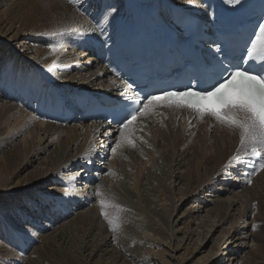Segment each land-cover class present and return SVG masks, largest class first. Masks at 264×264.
<instances>
[{
    "label": "bare ground",
    "instance_id": "bare-ground-1",
    "mask_svg": "<svg viewBox=\"0 0 264 264\" xmlns=\"http://www.w3.org/2000/svg\"><path fill=\"white\" fill-rule=\"evenodd\" d=\"M173 1L195 14L201 10L195 0L192 4L186 0ZM99 2L79 0L81 7H78L69 0H0V9L3 7L0 11V155L2 163L10 170L9 178L7 173H0V199H6L3 200L5 204H0V264H10V259L16 264L23 261L12 248L22 250L27 247L17 239L25 234L32 240L37 239L39 245L32 249L24 264H80L76 258L78 254H62L60 251L59 241L69 233L72 236L80 234L82 244L75 246L72 243L70 248L76 247L80 251L82 264H125L119 254L127 243L136 249L130 252L132 257L168 264L163 254L155 251L153 255L152 248H148L155 243L157 234L164 242L169 241V245L173 243L172 252L179 253L177 257L172 256L173 264H213L215 259L221 264H233L238 254L240 264H257L255 254L264 253V226L253 231L250 226L253 221L248 220L251 218V204L256 201L258 211L253 215V223L264 221V171L257 176L259 195H254L251 187L242 190L240 195L233 193L225 197L237 185L235 177L244 174L232 171L224 175V169H219L236 153L238 134L230 133L210 118L198 123L201 120L195 114L183 109L160 108L142 118L140 127H135L137 135L150 129L151 123L164 124L163 132L174 134L165 139L168 153L162 158L165 166L161 171L165 170L168 181L146 174L145 183L140 181L138 195H143L147 217L137 221L129 216L124 206L116 204L119 207L113 211L121 218L120 227L116 233L109 230L110 234H104L101 226H97L99 218L96 216H101L95 212L97 208L99 210L96 202L99 198L93 195L96 186L108 198L118 193L119 196L136 195L127 187L131 179L122 148L115 155L110 151L118 137L117 128L80 121L74 125L43 123L27 111V103L33 96L57 94L62 101L70 102V93L74 90L116 97L118 89L126 91L121 82L110 77L94 60L89 48V40L98 36L100 25L97 27L87 19V10ZM106 2L119 6L118 0ZM89 28L95 31H88ZM53 31L63 35L52 36ZM50 41L62 44L63 49L58 53L51 52ZM13 84L18 86L7 92V86ZM18 93L24 104L19 101ZM11 118L14 119L12 127L18 128V133H26L22 144L14 141V135H7L10 129L2 128ZM197 124L198 130L212 132L208 140L211 145L201 137L199 146L194 143L197 149L192 154H178L184 140L181 136ZM42 155L45 158L41 164L27 172ZM86 155H91L92 163H85L83 158ZM114 182L118 186L112 185ZM238 196L241 197L238 199ZM262 202L263 206H260ZM237 204L240 206L235 210ZM187 205L181 216L174 215L178 206ZM2 221L8 228L1 227ZM55 224L61 225L56 227ZM244 231L246 234L251 231L250 238L255 243V248L251 247L247 252H244ZM11 232L13 237L9 238L6 234ZM217 232L216 242L208 256L204 255L210 239ZM165 233L166 237L163 236Z\"/></svg>",
    "mask_w": 264,
    "mask_h": 264
},
{
    "label": "snow or ice",
    "instance_id": "snow-or-ice-1",
    "mask_svg": "<svg viewBox=\"0 0 264 264\" xmlns=\"http://www.w3.org/2000/svg\"><path fill=\"white\" fill-rule=\"evenodd\" d=\"M186 2L192 4L193 0ZM229 2L234 5L241 4V0ZM69 3L81 7L79 0H69ZM110 13H118L115 4L98 8V14L103 20H108ZM114 18L111 16V19ZM89 19L95 20V17ZM256 28L258 31L254 30L252 34L254 38L250 36L245 41L239 58L213 40L215 51L209 49L204 64L194 66L188 83L181 87L173 86L170 89L145 94L137 92L132 82H126L128 91L133 95H129L123 88L117 90L119 109L110 123L115 122L120 127L117 129L118 137L110 149L111 153L115 155L118 149L126 146L135 148L137 146L135 139L146 143L142 138H133L134 126L140 127L142 118L154 114L160 108H175L190 111L201 121L210 118L230 133L238 134L239 145L236 154L229 158L224 175L232 171L233 166L239 167L238 162L242 157L257 162L248 176L264 171V23H259ZM88 31L95 29L89 28ZM104 31V28H100L101 35ZM51 35L63 33L53 31ZM106 43V40L101 41V46ZM48 46L53 53L63 49V45L58 42L50 41ZM205 75L207 79H203ZM189 125L191 126V121ZM83 159L86 164L93 162L91 155H86ZM246 183L251 185V179H247ZM96 187L93 195L99 198L96 202L101 210L100 215L107 222L109 230L116 233L121 218L113 210L119 206L112 203L102 194L99 187ZM255 229L256 226L253 225L252 230Z\"/></svg>",
    "mask_w": 264,
    "mask_h": 264
},
{
    "label": "rangeland",
    "instance_id": "rangeland-1",
    "mask_svg": "<svg viewBox=\"0 0 264 264\" xmlns=\"http://www.w3.org/2000/svg\"><path fill=\"white\" fill-rule=\"evenodd\" d=\"M3 9V7L0 9V11ZM80 71H76V73H79ZM18 73H19V71H18ZM28 113V112H27ZM199 120V119H198ZM178 122H181L180 120H178ZM198 123L199 122H202V121H197ZM12 124H14V119L13 118H11L6 124H3V126H2V128H3V130H5V128H7V129H10L9 131H7V135L9 136V135H14V137H13V139H14V141L16 142V143H23L24 142V138H25V135H26V133H18L17 132V129L18 128H14V127H12L13 125ZM150 126H151V128L150 129H147L146 131H141L140 132V134L139 135H137L136 134V129H135V126H134V129H133V138L135 139V138H137V137H139V138H142L144 141H146V143H142L141 142V140L140 139H135V143H136V147L135 148H132V147H123L122 149H121V152L123 153V156H124V162H125V164H126V166H127V168H126V170H128L127 171V173H129L128 174V176H129V178L131 179L130 181H129V183H127V187L134 193V194H136V195H133V197H130V196H128V195H120L119 196V193L118 194H115V195H111L109 198V200L112 202V201H114V202H112V203H114V204H118V205H121L123 208H124V210L129 214V216L131 217V218H133V219H137V221H138V219L140 220V219H145L146 217H147V210L145 209V200L142 198V196L143 195H138V190H139V184H140V181H142L143 183H145L144 182V179H146L145 177H146V174H148V173H151V176H153V175H155V176H158V177H161V178H163V179H165V180H167L168 179V177L167 176H165L164 175V173H165V170L164 171H161V168H164V166H165V164H163V160H162V158L164 157V156H166L167 155V153H168V151H167V144H166V141H165V139L166 138H172L173 136H174V134H173V132L172 133H170V135L169 134H166V133H164L163 132V129H162V126H165L164 124H155V123H151L150 124ZM196 126V127H195ZM194 127H192V129L190 130V131H192V132H186V134H184L183 136H181V139L183 140V142H182V144H181V147L179 148V150H177V153L178 154H182V153H184V152H186L188 155H190V154H192V152L194 151V149L197 147V146H199V143H198V140H199V138H201L202 137V139H203V137L204 138H206L205 140H206V142H207V144L208 145H211V141H209L208 142V140L210 139V137H212L211 135H212V132H205V131H201V130H198V126H199V124H197V125H195ZM12 128V129H11ZM169 128L171 129V131H172V128H171V126H169ZM196 128V129H195ZM13 132H12V131ZM10 132V133H9ZM198 132V133H197ZM142 133V134H141ZM204 134L203 136H202V134ZM196 134H197V136H196ZM199 134V135H198ZM207 134V135H206ZM24 135V136H23ZM157 135V137H155ZM168 135V136H167ZM193 135V136H192ZM201 135V136H200ZM209 135V136H208ZM208 136V137H207ZM153 138H155V139H153ZM187 138H188V140H187ZM190 139H191V142H190ZM194 139V140H193ZM23 140V141H22ZM186 141H187V143H186ZM149 142V143H148ZM190 142V143H189ZM194 143H196V145L194 144ZM196 146V147H195ZM10 148V147H9ZM197 149V148H196ZM6 150H9V149H6ZM190 150H192V151H190ZM195 151H197V150H195ZM140 154L142 155H145L146 157H141L140 156ZM236 154V153H235ZM234 154V155H235ZM45 158V155H42V157L40 158V160H38V161H35V164L32 166V167H28V169H27V172H29V171H31L34 167H37V166H39V163L41 164V162H42V160ZM107 158H110V155L107 157ZM0 173H1V171H3V173L2 174H4V173H7V177L9 178V172H10V170L8 169V167H5L4 166V164L2 163L3 162V158H1V155H0ZM135 161V162H134ZM153 162V163H152ZM157 162V163H156ZM228 162V161H227ZM239 163V167H237L236 168V166H233V170L232 171H235L236 173H241L242 172V174H244V175H242V176H237V177H235V178H237V185L234 187V189L231 191V193H229V194H227V195H225V197H227V196H230V194H233V193H235V194H239L240 195V192H242V190H244L245 188H247V189H250L251 187V189H250V191H252V193L254 194V195H259L258 193H257V190H258V184H259V182H258V179H257V176H259V175H261L262 173H263V171H260L258 174H256V175H252V176H248L247 174L248 173H250V172H252V170H253V167L256 165V162H254L253 160H248V159H245V158H241V160L238 162ZM155 164V165H154ZM227 163L225 162L224 164H222L220 167H219V169H224L225 168V165H226ZM108 166H109V164H108ZM130 166V167H129ZM78 167V165L76 166V167H72L71 169H74V168H77ZM160 168V169H159ZM236 168V169H235ZM241 170H240V169ZM159 169V170H158ZM160 171V173H158ZM181 172L182 171H184V169H182V170H180ZM196 171V170H195ZM232 171H230V172H232ZM229 172V173H230ZM131 173V174H130ZM162 173V174H161ZM228 173V174H229ZM158 174V175H157ZM142 176H144V177H142ZM142 177V178H141ZM13 179V176H12V178L10 179V180H12ZM139 179V180H138ZM247 179H251V181H252V183H251V185H248L247 183H246V180ZM168 181V180H167ZM257 183V184H256ZM257 186H256V185ZM112 185H116V186H118L117 185V183H112ZM138 185V186H137ZM155 187L157 186V184L156 185H154ZM171 186H173V184L171 185ZM135 187H136V189H137V191H135ZM257 188V189H256ZM256 193V194H255ZM137 196V197H136ZM241 197V196H240ZM239 196H238V199L240 198ZM133 198H135V199H133ZM138 198V199H137ZM139 198H141L142 199V201L139 199ZM147 198V197H146ZM112 199V200H111ZM123 199V201H121ZM147 199H152V197L151 198H147ZM3 200H6V199H0V204H5V202H3ZM135 202H137L136 204L135 203H133L134 201ZM168 201V203H170L169 202V200H167ZM119 202H121V204L119 203ZM124 202V203H123ZM147 203V202H146ZM168 203H166V206L168 205ZM186 203H188V202H186ZM253 203V202H252ZM260 203H261V201H260ZM124 204V205H123ZM127 204V205H126ZM144 204V205H143ZM158 204V203H157ZM128 205H129V207H128ZM132 205V206H131ZM256 205H258V202H254L253 204H251V207H250V211H251V218L249 217V222H254V217H253V215H255L256 213H257V209L258 208H256ZM93 206V205H92ZM131 206V207H130ZM134 206V207H133ZM135 206H137V207H135ZM169 206V205H168ZM167 206V207H168ZM239 204H237L236 206H235V210L236 209H238L239 208ZM260 206H263V202H262V204L260 205ZM1 207V206H0ZM141 207V208H140ZM185 207H188V205L187 206H178L177 207V209H178V212L176 213V214H174V215H177V217H179V216H181L182 215V213L184 212V210H185ZM258 207V206H257ZM88 208V207H87ZM132 208V209H131ZM138 208V209H137ZM263 208H264V206H263ZM129 209V210H128ZM137 210V213H135L136 212V210ZM97 211H95L96 212V215H98L99 213H100V208H99V210H98V208L96 209ZM128 210V211H127ZM133 210V211H132ZM144 210H146V211H144ZM99 211V212H98ZM141 211V212H140ZM138 212H140V213H138ZM133 214V215H131V214ZM137 214H139V215H137ZM174 215H173V217H174ZM257 215V214H256ZM101 216V215H100ZM134 216V217H133ZM141 216V217H140ZM142 216H143V218H142ZM172 217V219H174L175 220V218H173ZM176 217V218H177ZM19 218V215H18V213H17V219ZM97 218H99V219H97ZM96 219H97V226H101V228H102V230L105 232L104 234H110L109 233V227H108V224H107V222L102 218V216H101V218L100 217H97L96 216ZM253 219V220H252ZM252 222V223H253ZM250 224V226L252 227V225H255L256 226V229H255V231H257L259 228H261L262 226H264V221H259V220H257V222H255V223H253V224ZM22 224H24V225H26L25 223H23L22 222ZM166 224V223H165ZM56 225V224H55ZM59 225H61V224H59ZM59 225H56V227H58ZM241 226H243V224H241ZM1 227L2 228H8V226L6 225V223H3V221H2V224H1ZM108 227V228H107ZM178 227V226H177ZM179 227H181V225H179ZM178 227V228H179ZM245 229H246V227H245ZM252 229V228H251ZM35 231H37L38 233H40L37 229H35ZM49 231V230H48ZM48 231L47 232H43V234H42V236L43 235H45L46 233H48ZM247 231V230H246ZM246 231H244V237L246 238L245 239V244H246V248H245V251L244 252H247L248 250H251V247H253V245H255V243L253 244L252 243V241H251V238H250V233H251V231L250 232H248L247 234H246ZM264 231V230H263ZM14 233V232H13ZM15 234V233H14ZM9 238L10 237H13V234H12V232L11 233H9V234H6ZM17 235V234H16ZM152 235H154L155 236V234H152ZM217 235H218V232L217 233H215L213 236H212V238L210 239V241H209V243H208V246H207V248H206V251L204 252V255H207L208 256V251L210 250V248H211V246H213V244H214V242H216V237H217ZM158 236H160V235H158L157 234V236H155V238H156V241H155V243H153L152 245H153V247H152V245H150V246H148V248H152V250H153V255H154V253H155V251H156V253H158V254H163V256L162 257H164V259H165V261H167L168 262V264H173L172 262H173V260H172V256L175 254L174 252H172L171 250L173 249V243H171V245H169L168 243H169V241H166V242H164L162 239H161V237H158ZM163 236H167V234L165 233V235H163ZM162 236V237H163ZM263 237H264V235H263ZM17 239L19 240V241H21V242H23V243H25L26 244V248H24V249H20L19 247H13L12 249H14L15 250V252H17V253H19L18 255H20V258L25 262V260H27L28 259V256H29V254L32 252V249L35 247V246H38L39 245V243H36L37 242V239H30V238H28V236L25 234L24 236H22V235H19V237H17ZM21 239V240H20ZM158 239V240H157ZM65 241H67V242H69L68 244H67V242H65ZM244 241V240H243ZM141 242H142V240H141ZM168 242V243H167ZM72 243H74L75 244V246H77V245H79L80 243L82 244V239H81V237H80V234H78V235H73L72 236V234L71 233H69V234H65V237L62 239V240H60L59 241V248L61 249L60 251H61V253L63 254H67V253H69V254H72V255H77L76 256V258H78L77 260H78V262L80 263V264H82L83 262L81 261V259H83V258H81L79 255H80V251L76 248V247H74V249H71L72 248V246H73V244ZM264 243V242H263ZM72 244V245H71ZM161 244V245H160ZM123 246H124V244H122ZM126 246H124V247H126V248H124L123 247V249L122 250H124L123 252H122V250H121V254H119V256H120V258H121V260H123V262L125 263V264H156V260H152V259H145V257H143V258H141V259H136V258H134V257H132V254H130V252L131 253H133L134 251H136V249H135V247H133V245H131V248H130V245H129V243H127V244H125ZM128 245V246H127ZM157 245V246H156ZM169 248H167L166 246ZM162 246V247H161ZM32 247V248H31ZM68 247V248H67ZM71 247V248H70ZM128 247V248H127ZM171 248V249H170ZM253 248H255V247H253ZM134 249V250H133ZM67 251V252H66ZM68 251H72L71 253L70 252H68ZM127 251V252H126ZM158 251V252H157ZM161 251V252H160ZM77 252V253H76ZM76 253V254H75ZM129 253V254H128ZM264 253H262V254H259V253H257V254H255V256H256V258H257V264H264V255H263ZM179 255V253L178 254H175L174 255V257H177ZM24 256V257H23ZM239 256H240V254H238L237 256H235L236 257V262H233V264H240L238 261H239ZM242 256H243V254H242ZM123 257H124V259H123ZM154 257V256H153ZM234 257V258H235ZM56 258H58V256L56 255ZM155 258V257H154ZM198 258V256L197 257H195L193 260H192V262H194L196 259ZM20 259V261H22ZM46 259V258H45ZM51 259H53V258H51ZM137 261H136V260ZM142 259L143 260H145L144 262H142ZM164 259H162L161 260V263H162V261L164 260ZM147 260V261H146ZM11 261V262H10ZM23 261L21 262L22 264H24L23 263ZM159 261V260H158ZM10 264H16V263H14V261L13 260H9L8 261ZM50 262V261H49ZM126 262H128V263H126ZM131 262V263H130ZM213 262V264H221L220 263V261L219 260H214V261H212ZM20 263V264H21ZM42 264H48V262L46 263V262H43ZM49 264H53V262L52 263H49ZM74 264H76V263H74ZM157 264H160V263H158L157 262Z\"/></svg>",
    "mask_w": 264,
    "mask_h": 264
}]
</instances>
